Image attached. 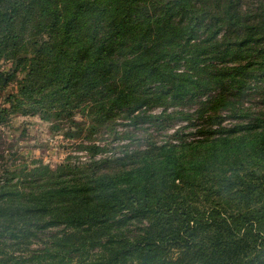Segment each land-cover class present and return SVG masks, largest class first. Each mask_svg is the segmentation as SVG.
<instances>
[{
    "label": "trees",
    "instance_id": "trees-1",
    "mask_svg": "<svg viewBox=\"0 0 264 264\" xmlns=\"http://www.w3.org/2000/svg\"><path fill=\"white\" fill-rule=\"evenodd\" d=\"M1 62L23 116L187 124L56 168L14 155L1 222L43 181L129 178L0 225V264H264V0H0Z\"/></svg>",
    "mask_w": 264,
    "mask_h": 264
},
{
    "label": "rangeland",
    "instance_id": "rangeland-1",
    "mask_svg": "<svg viewBox=\"0 0 264 264\" xmlns=\"http://www.w3.org/2000/svg\"><path fill=\"white\" fill-rule=\"evenodd\" d=\"M10 63L1 62L0 71L9 69ZM21 78V75H20ZM17 83H12L4 92H0V111L7 109L3 114L9 113L7 123L0 125V170L3 165L9 162L20 164L23 159L16 158L19 155L29 160H40L44 164L56 168L65 163L68 158L73 163H83L89 160L90 154L80 148L82 143L98 144L108 146V152L99 156L110 155V148L117 145H130L139 148L145 145L147 136L158 139H165L174 130L187 123L181 121L171 122L163 130L162 128L142 125L138 128L131 124L130 120L116 116L105 125L97 126L94 131L90 129V119L87 117V110L83 109L75 113L72 121L59 123L44 122L39 116H23L19 111H13L12 105L8 103L7 97L16 93ZM162 110L156 108L155 113ZM191 128L190 131H193ZM79 130H83L80 132ZM77 134V135H76ZM4 158L2 159V157ZM129 177L120 176H99L85 181L74 179H64L58 183L43 181L36 185L33 190L24 196L14 211L0 225H12L18 221V217L40 205L54 204L62 198L63 194L72 192L84 187H94L100 185L120 186Z\"/></svg>",
    "mask_w": 264,
    "mask_h": 264
}]
</instances>
